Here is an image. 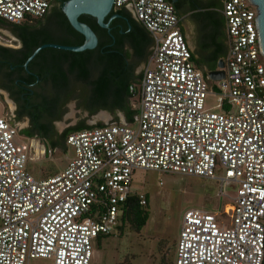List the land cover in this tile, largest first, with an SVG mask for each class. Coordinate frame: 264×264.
<instances>
[{
  "label": "built area",
  "instance_id": "obj_1",
  "mask_svg": "<svg viewBox=\"0 0 264 264\" xmlns=\"http://www.w3.org/2000/svg\"><path fill=\"white\" fill-rule=\"evenodd\" d=\"M53 1L0 0V18L31 22ZM121 7L153 38L140 78L129 85L137 109L131 123L68 134L71 159L62 170L36 178L0 98V264L36 258L89 264L93 240L114 232L127 195L135 191L140 204L147 202L132 186L136 170L214 181L222 201L229 196L225 187L234 190L217 210H184L174 264H262L264 56L256 7L249 0H222L228 47L225 76L214 88L191 60L172 1L114 0L112 9ZM34 148L35 159L54 151L38 143ZM101 202L104 209L88 218Z\"/></svg>",
  "mask_w": 264,
  "mask_h": 264
},
{
  "label": "trees",
  "instance_id": "obj_2",
  "mask_svg": "<svg viewBox=\"0 0 264 264\" xmlns=\"http://www.w3.org/2000/svg\"><path fill=\"white\" fill-rule=\"evenodd\" d=\"M58 1L61 3L66 0ZM178 1H172L175 9L178 7ZM51 15L56 16L54 25L62 31V35L56 38L49 36L43 29V20H47ZM111 15L116 16L109 19ZM78 19L95 33L97 44L94 48L73 52L45 47L40 49L28 62L27 68H24L23 62L40 44L53 42L80 45L84 37L70 26L60 9L46 11L42 17L34 19L33 25L25 22L14 24L0 18V25L15 29V34L21 42L16 48L0 45V85L13 97L22 99V102H28L26 100L28 97L38 103L39 106L35 107L36 112L31 115L32 126L19 132L26 137L41 138L47 143L46 147L50 148L66 147V137L72 132L104 125L102 123L87 125L81 120L67 127L60 139L53 138L56 131L52 122L61 116L63 105L73 95L71 88L75 84L83 87L77 94L83 98L80 106L89 114L99 109H105L110 113L119 110L124 114L127 123L133 121L137 109L132 104L136 100L129 92V85L134 76L135 65L128 63L129 58L133 56L139 61L145 60L150 54L148 48L153 44V38L144 25L123 7L112 9L104 18V22L108 21L107 28L100 27L95 18L87 14L79 15ZM69 75L73 77L70 85L67 82ZM42 84H45L50 95L43 96L37 91ZM103 209L102 202L95 203L87 217H94L96 210ZM148 217V200L145 204H140L136 192L132 191L120 204L115 231L119 234L126 228L139 231ZM100 237L103 236H96L97 243Z\"/></svg>",
  "mask_w": 264,
  "mask_h": 264
},
{
  "label": "rangeland",
  "instance_id": "obj_3",
  "mask_svg": "<svg viewBox=\"0 0 264 264\" xmlns=\"http://www.w3.org/2000/svg\"><path fill=\"white\" fill-rule=\"evenodd\" d=\"M25 23L35 24L34 20ZM15 33L12 27L0 25V45L18 47L20 41ZM145 63L137 66V73L142 72ZM82 90L83 87L76 84L71 88L73 95L65 101L61 116L52 122L57 131L81 120L87 125L115 122L112 113L107 110L104 112L100 109L87 115L86 110L80 106L81 98L77 94ZM213 103L214 96L209 94L206 104L211 106ZM115 115L120 116L121 111H115ZM20 142L29 151L32 159L28 160L27 168L36 178L62 170L72 157L70 147L59 146L54 148L51 155L35 159L34 146L37 143L46 146L47 143L37 136L28 139L21 136ZM132 186L148 197L149 217L145 225L139 231L126 228L119 234L114 230L112 234L100 237L98 243L93 240L89 264H174L175 243L184 210L196 208L214 211L221 208L224 202H229L230 196L234 195L233 188L225 187L229 196L222 201L216 195L217 184L214 181L155 170H136ZM28 264L52 262L50 259L36 258L31 259Z\"/></svg>",
  "mask_w": 264,
  "mask_h": 264
},
{
  "label": "crops",
  "instance_id": "obj_4",
  "mask_svg": "<svg viewBox=\"0 0 264 264\" xmlns=\"http://www.w3.org/2000/svg\"><path fill=\"white\" fill-rule=\"evenodd\" d=\"M203 1L205 0H179L175 11L179 18L180 30L190 51L191 60L195 68L203 74L210 87L214 88L221 79L210 80L207 78L206 72L217 70L220 62L224 64L228 38L224 17L220 13L219 8L204 4L202 3ZM55 5L60 8V2L54 0L47 11H50L52 6L55 9ZM45 20H43L44 23L47 21ZM124 48L126 49L127 47L125 46ZM149 51L150 47L148 48ZM135 60L136 58L133 56L129 58V61H133L136 68L146 61V59ZM136 68H134V76L131 79V83L138 81L141 74L136 72ZM0 92L3 91L0 90ZM103 111L106 112V110ZM112 115L115 122L127 123L122 112L120 116L115 115V112Z\"/></svg>",
  "mask_w": 264,
  "mask_h": 264
},
{
  "label": "water",
  "instance_id": "obj_5",
  "mask_svg": "<svg viewBox=\"0 0 264 264\" xmlns=\"http://www.w3.org/2000/svg\"><path fill=\"white\" fill-rule=\"evenodd\" d=\"M175 1V0H172ZM257 10V18L255 20L260 53L264 56V0H249ZM114 0H66L60 3V9L65 15L70 26L83 37L84 41L80 45H64L59 43L47 42L42 43L27 56L23 62L24 68H27L28 62L42 48L54 47L63 50L80 52L86 49H92L97 44V37L93 30L84 22L78 19L79 15L87 14L95 18L96 23L103 28L108 27V21L104 22V18L111 12ZM116 15H111L109 19ZM20 46V44H19ZM207 78L223 79L225 76L224 64L220 62L218 69L206 72Z\"/></svg>",
  "mask_w": 264,
  "mask_h": 264
},
{
  "label": "flooded vegetation",
  "instance_id": "obj_6",
  "mask_svg": "<svg viewBox=\"0 0 264 264\" xmlns=\"http://www.w3.org/2000/svg\"><path fill=\"white\" fill-rule=\"evenodd\" d=\"M222 0H205L202 3L204 4H210L213 7L220 8ZM53 7V6H52ZM50 8V11L60 9L58 5H55L54 8ZM55 17L56 16H50L49 19L43 24V29L49 34V36H52L53 38L62 35V31L60 28H58L55 24ZM66 18V17H65ZM52 22V23H49ZM21 45V42H20ZM137 60V59H136ZM135 60V61H136ZM128 63L132 64L133 61H129ZM136 68V66H135ZM73 80V77L71 75L68 76L67 82L69 85L71 84ZM0 90L3 92H0V98L4 101L6 108H7V113H8V118L10 122L18 127V133L17 136L19 137H24L26 136L20 134L21 129H29L32 126L31 122V115L36 112L35 107H37L38 103L34 99H29L27 97L28 102H22V99L13 97L7 89L2 87L0 85ZM41 93V95L46 96L47 94L50 95V92L48 89H46L45 84H42V87L37 90ZM23 96V95H21ZM25 100V101H26ZM83 102V98L81 97V103ZM39 106V105H38ZM86 110V109H85ZM100 110V109H99ZM105 110V109H102ZM86 114L89 115V112L86 110ZM26 122V124H24ZM69 126H65L62 130L57 131L54 126V130L56 131L53 135V138L55 139H60L62 132Z\"/></svg>",
  "mask_w": 264,
  "mask_h": 264
}]
</instances>
